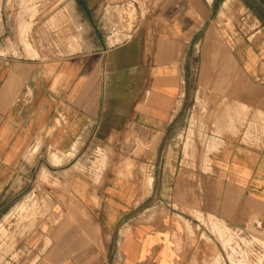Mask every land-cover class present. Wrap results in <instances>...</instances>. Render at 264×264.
<instances>
[{
	"label": "crops",
	"instance_id": "obj_1",
	"mask_svg": "<svg viewBox=\"0 0 264 264\" xmlns=\"http://www.w3.org/2000/svg\"><path fill=\"white\" fill-rule=\"evenodd\" d=\"M228 1L159 0L150 38L98 42L49 59L0 60L4 171L32 143L54 158L75 159L72 165L94 153L132 163L107 167L97 180L84 169L87 180L63 203L67 212L52 209L40 253L19 264H230L231 257L251 264L250 247L232 243L264 239V145L240 149L210 138L205 156L176 117L197 30ZM237 1L264 29V0ZM226 150L230 160L219 171L226 176L214 177L215 159ZM167 173L178 176L170 182Z\"/></svg>",
	"mask_w": 264,
	"mask_h": 264
},
{
	"label": "rangeland",
	"instance_id": "obj_2",
	"mask_svg": "<svg viewBox=\"0 0 264 264\" xmlns=\"http://www.w3.org/2000/svg\"><path fill=\"white\" fill-rule=\"evenodd\" d=\"M158 1L0 0V60L49 59L93 50L98 42L109 47L150 38ZM216 10L197 30L186 63L183 105L176 115L186 139H192L191 146L195 144L205 156L210 138L218 139V146L224 143L240 149L264 145V29L258 15L237 0ZM179 130L177 126L174 132ZM175 144V150L181 149V144ZM209 145L215 146L216 141ZM50 151L32 143L10 172L0 164V264L30 262L40 253L50 231L52 209L67 212L69 207L63 203L74 197L83 180H97L107 167H132L128 159L100 158L95 153L72 165L75 159L54 158ZM227 155L226 150L215 159L214 177L226 176L219 171L227 169ZM174 160L171 156L170 161ZM210 163L203 158L204 175L210 173ZM84 169L87 178L82 175ZM176 176L167 173L166 180L172 182ZM21 201L25 204L18 205ZM233 241L236 249L250 247L251 254L246 256L251 264L264 263V251L256 249H264V239L235 237ZM231 256L241 258L237 253ZM234 262L231 257L230 264H242Z\"/></svg>",
	"mask_w": 264,
	"mask_h": 264
},
{
	"label": "bare ground",
	"instance_id": "obj_3",
	"mask_svg": "<svg viewBox=\"0 0 264 264\" xmlns=\"http://www.w3.org/2000/svg\"><path fill=\"white\" fill-rule=\"evenodd\" d=\"M233 101H234V99H233ZM241 103V102H240ZM247 106V105H246ZM238 113V112H237ZM229 116V115H228Z\"/></svg>",
	"mask_w": 264,
	"mask_h": 264
}]
</instances>
